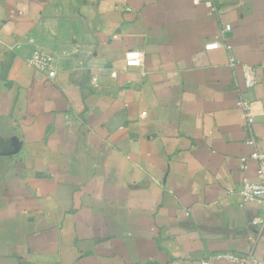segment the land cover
<instances>
[{
	"label": "crops",
	"instance_id": "1",
	"mask_svg": "<svg viewBox=\"0 0 264 264\" xmlns=\"http://www.w3.org/2000/svg\"><path fill=\"white\" fill-rule=\"evenodd\" d=\"M251 134L264 0H0V264L264 260Z\"/></svg>",
	"mask_w": 264,
	"mask_h": 264
},
{
	"label": "built area",
	"instance_id": "2",
	"mask_svg": "<svg viewBox=\"0 0 264 264\" xmlns=\"http://www.w3.org/2000/svg\"><path fill=\"white\" fill-rule=\"evenodd\" d=\"M212 3L222 2L224 0H210ZM217 11V8L215 9ZM231 30L229 25H226L225 32ZM29 42L33 43L32 39ZM226 49L231 51V47L226 45ZM28 64L34 69L46 73L48 78L54 79L57 76L56 68L54 67L56 59L50 53H46L40 50H34L27 60ZM127 62L130 66H141L142 58L136 55H129ZM230 64L232 66L239 65V62L234 58H231ZM248 70V69H247ZM116 76V73L112 74ZM240 107L243 110L248 129L251 130L254 124V117L252 113V104L243 98L239 101ZM247 144L254 148L251 153L250 159L254 160L257 164L256 170V180L252 181L247 176H245L241 182V186L237 190V193L242 197L244 202H254L260 207L259 217L253 221V225L261 224L264 226V154L257 149V141L255 137L251 134L250 138L247 140ZM249 168L248 158L243 157L241 159V169L243 172H247ZM219 258L226 259L228 261L236 262L239 264H264V260L259 261L254 258L240 259L232 255H219Z\"/></svg>",
	"mask_w": 264,
	"mask_h": 264
},
{
	"label": "water",
	"instance_id": "3",
	"mask_svg": "<svg viewBox=\"0 0 264 264\" xmlns=\"http://www.w3.org/2000/svg\"><path fill=\"white\" fill-rule=\"evenodd\" d=\"M17 138L13 140V146L15 147V152L18 151V144H17Z\"/></svg>",
	"mask_w": 264,
	"mask_h": 264
}]
</instances>
